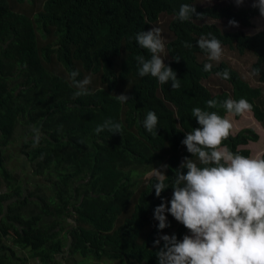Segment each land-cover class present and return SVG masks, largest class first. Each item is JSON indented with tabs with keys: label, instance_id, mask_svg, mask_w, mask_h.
Returning <instances> with one entry per match:
<instances>
[{
	"label": "trees",
	"instance_id": "16d2710c",
	"mask_svg": "<svg viewBox=\"0 0 264 264\" xmlns=\"http://www.w3.org/2000/svg\"><path fill=\"white\" fill-rule=\"evenodd\" d=\"M244 1L0 0V264H64L68 258L158 264V236L188 234L170 213V226L158 228L154 209L171 200L173 189L157 197L153 186L157 176L170 184L183 158H191L182 140L199 127L192 109L227 116L223 102L245 98L264 128V30L246 32L261 15L252 0ZM183 3L203 18L180 21ZM233 19L238 26L229 25ZM153 26L161 29L160 55L176 71L178 89L138 74L135 57L150 59L151 53L135 36ZM208 33L235 56L250 57V73L242 75L226 60L210 61L197 45ZM206 63L211 71H204ZM225 69L229 79L217 75ZM74 70L77 79L91 76L88 95L74 98ZM212 80L226 88L214 90ZM121 93L129 96L125 103L116 99ZM209 99L217 101L215 108L207 107ZM148 111L158 116L156 135L143 126ZM109 118L122 124L123 134L96 132ZM259 140L253 129H243L224 145L251 156L244 147ZM18 141L33 174L47 181L33 190L4 163Z\"/></svg>",
	"mask_w": 264,
	"mask_h": 264
},
{
	"label": "clouds",
	"instance_id": "9594fccd",
	"mask_svg": "<svg viewBox=\"0 0 264 264\" xmlns=\"http://www.w3.org/2000/svg\"><path fill=\"white\" fill-rule=\"evenodd\" d=\"M239 5L244 0H235ZM253 7L264 16V0H252ZM195 14L203 18L204 13H197L196 7L188 3L181 4L178 19L187 21ZM230 26L238 22L229 21ZM135 39L138 45L151 53V58L143 55L135 57L138 74L141 77H155L159 83L171 81L172 89L180 87L176 71L161 57L165 44L161 29L153 26L148 31H140ZM197 45L208 54V59L219 61L223 55L221 41L212 33L202 35ZM185 47L191 45L185 42ZM178 62L180 57H176ZM212 64L206 63L204 71H211ZM259 74V69H255ZM224 79L230 78L225 69L217 73ZM79 71L70 73L72 86L77 89L74 98L88 95L91 76L77 79ZM120 103H125L129 96L126 93L116 95ZM208 108H215L217 101L209 99ZM228 113L244 115L252 105L247 99L234 100L231 97L223 102ZM192 116L197 119L199 127L188 131L182 144L192 154L184 157L170 184H165L163 176H157L153 188L157 197L172 187L171 200H164L154 209V219L158 228L169 227L167 213L188 229L182 239L175 234H163L154 241L161 244L156 255L158 264H264V156H245L233 152L224 145L233 128L227 116L216 111H207L200 107L192 109ZM158 116L148 111L143 126L152 135L157 134ZM107 129L111 133L123 134V126L110 118L96 128L99 133ZM34 143L40 141L39 129H34ZM83 143V141H81ZM195 158V159H193ZM163 165V169H167ZM187 169L185 173L183 169ZM170 203V207H169Z\"/></svg>",
	"mask_w": 264,
	"mask_h": 264
},
{
	"label": "rangeland",
	"instance_id": "374dc122",
	"mask_svg": "<svg viewBox=\"0 0 264 264\" xmlns=\"http://www.w3.org/2000/svg\"><path fill=\"white\" fill-rule=\"evenodd\" d=\"M230 0H227L229 2ZM236 6H242L243 4H237L235 0H232ZM245 2V1H244ZM213 2H208L206 5H211ZM254 26L253 28L247 29L246 32L248 34L254 35L262 30H264V16L255 17L253 20ZM220 26H223L221 22H219ZM229 29L231 27H228ZM222 60H226L232 64L234 68L239 70L242 75H247L250 73V68L252 64V59L250 57L246 58H239L235 56L232 52H230L228 49H223V55L221 56ZM216 80H212L209 82V86L213 87L214 90H218L221 85H217ZM221 88H226L224 86H221ZM227 117L231 120L233 124V128L231 132L233 134H237L243 129H253L259 136L260 140L258 142H251L247 146H245V149H249L251 152V156H255L257 154H260L261 156L264 154V128L261 126V124L255 119L253 116V113L249 110L244 115H241L240 117H237L235 114L230 113L227 115ZM20 145L21 142H15V146L11 145L9 146V149L6 150L5 155L7 160L4 159L5 166L7 168V171L13 174V176H16L18 179L22 181H27L29 188L35 187L34 184L36 183H45L47 182L44 177L42 176H35L33 174L31 166H29V163L26 162L24 156L22 155L20 151ZM155 174L154 171H152L149 175ZM4 191V187L1 188V192ZM76 260H79L76 258ZM76 260L74 259H64V264H77ZM28 264H36L35 261L29 260L27 262ZM95 264V263H94Z\"/></svg>",
	"mask_w": 264,
	"mask_h": 264
},
{
	"label": "crops",
	"instance_id": "0c3cea01",
	"mask_svg": "<svg viewBox=\"0 0 264 264\" xmlns=\"http://www.w3.org/2000/svg\"><path fill=\"white\" fill-rule=\"evenodd\" d=\"M105 264H110V263H107V262H106Z\"/></svg>",
	"mask_w": 264,
	"mask_h": 264
}]
</instances>
